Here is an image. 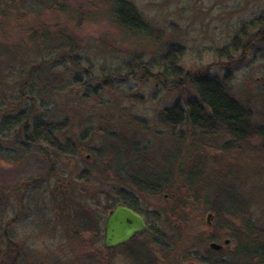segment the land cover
Here are the masks:
<instances>
[{
    "label": "rangeland",
    "instance_id": "rangeland-1",
    "mask_svg": "<svg viewBox=\"0 0 264 264\" xmlns=\"http://www.w3.org/2000/svg\"><path fill=\"white\" fill-rule=\"evenodd\" d=\"M0 1V249L12 239L18 264H263L264 138L161 115L216 79L264 125V0H127L151 37L120 29L113 0ZM27 114L60 128L69 154L46 156L3 124ZM81 170L89 194L126 190L156 236L106 249L103 232L98 243L67 234L48 189L53 174ZM131 178L161 190L140 192Z\"/></svg>",
    "mask_w": 264,
    "mask_h": 264
},
{
    "label": "trees",
    "instance_id": "trees-1",
    "mask_svg": "<svg viewBox=\"0 0 264 264\" xmlns=\"http://www.w3.org/2000/svg\"><path fill=\"white\" fill-rule=\"evenodd\" d=\"M6 11L7 9L5 11L3 10V15L6 14ZM113 17L120 29L126 31L131 36L141 34L145 37H151L154 33V28L142 18L136 7L127 0H113ZM67 47L60 45L58 50L66 54L68 51ZM171 52L170 50L169 54ZM140 69L142 70L143 68ZM147 69H143V72L149 75L150 70L148 71ZM164 74H161L162 77ZM151 76L153 77L154 74H151ZM195 86L197 96L195 99L189 101L186 109L175 105L161 115L165 124L172 127H179L183 125L185 120L189 119L194 127H204L206 123L218 124L230 134L233 133V136H236V133L241 135L243 139L249 137L251 114L227 92L223 82L216 79H200L196 81ZM45 88L42 89L46 91L47 88ZM32 102L34 103L35 101ZM20 116L5 119L3 124L9 123L11 129L22 127L23 130L20 129L17 134L20 136L23 133L22 135L25 137L23 141L26 143V146L42 148L46 152V156L49 157L57 154H69L67 151L70 150L68 149L70 146L69 143H67V147L63 148L58 138V135L60 136V133H62L60 132V128L51 122H46L42 117L28 121V114L21 118ZM24 119L26 121L22 122ZM256 132L259 137L264 138V126L257 128ZM95 157L98 158L96 155ZM108 170L116 174L117 177L123 174L121 170ZM78 175L75 173L74 175L71 174L72 177H61L59 174H53V185L49 186L50 189H48L53 210L56 213L57 223L63 227L67 234L73 235L76 238L90 234L93 237L92 243L100 242L103 232L101 224L110 209H113L118 203H123L135 211L144 214V212L138 209L137 204L132 201V197L126 190L120 188L115 193L112 190H108V192L106 191L104 193L95 192L89 194L90 191H86L88 190L86 188V182L88 181L89 171L81 170L80 176ZM131 180L135 181L133 178ZM135 185L143 193L145 191L152 193L151 191L158 192L161 190V185L158 184L135 181ZM173 192L171 193V197L174 194L176 195V192ZM172 216L177 215L173 213ZM152 228V226L149 227L148 233L151 232L153 236H156L154 233H158V230L153 231ZM155 243L161 250H165V245L161 241L157 242L156 240ZM3 245L5 246L0 249V264H18L20 257L15 242L7 238ZM146 249L147 253H149L150 247L146 246ZM168 250L170 249L168 248ZM221 253L222 250L217 252L218 255ZM256 253L259 261L264 264V247L261 246V249ZM199 261L209 264H223L220 259L216 260V262H210L205 259H200Z\"/></svg>",
    "mask_w": 264,
    "mask_h": 264
},
{
    "label": "water",
    "instance_id": "water-1",
    "mask_svg": "<svg viewBox=\"0 0 264 264\" xmlns=\"http://www.w3.org/2000/svg\"><path fill=\"white\" fill-rule=\"evenodd\" d=\"M212 216V214L208 215V223ZM146 232L147 222L145 216L123 203H118L105 218L102 243L106 249H113L126 244L136 235L145 234ZM229 244V239L224 241V245ZM224 245L212 242L209 246L214 251H221ZM184 264L205 263L187 262Z\"/></svg>",
    "mask_w": 264,
    "mask_h": 264
},
{
    "label": "flooded vegetation",
    "instance_id": "flooded-vegetation-1",
    "mask_svg": "<svg viewBox=\"0 0 264 264\" xmlns=\"http://www.w3.org/2000/svg\"><path fill=\"white\" fill-rule=\"evenodd\" d=\"M264 126V125H263ZM262 127V126H261ZM249 128H250V134L252 135V134H255V135H257V132H256V130H257V128L258 127H254L252 124H251V120H250V122H249ZM129 207V206H128ZM131 208V207H130ZM138 212V211H137ZM140 213V212H139ZM140 214H142V213H140ZM144 216H145V219H146V222H147V232H148V230H149V223H148V220H147V217H146V215L145 214H143ZM146 232V233H147ZM136 236H138V235H136ZM135 236V237H136ZM133 239V238H132ZM125 245V244H124ZM121 246H123V245H121ZM120 247V246H119ZM113 249H115V248H113Z\"/></svg>",
    "mask_w": 264,
    "mask_h": 264
}]
</instances>
